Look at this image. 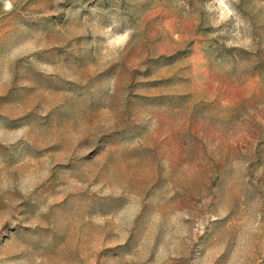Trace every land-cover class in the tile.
I'll use <instances>...</instances> for the list:
<instances>
[{
  "label": "rangeland",
  "instance_id": "1",
  "mask_svg": "<svg viewBox=\"0 0 264 264\" xmlns=\"http://www.w3.org/2000/svg\"><path fill=\"white\" fill-rule=\"evenodd\" d=\"M0 264H264V0H0Z\"/></svg>",
  "mask_w": 264,
  "mask_h": 264
}]
</instances>
